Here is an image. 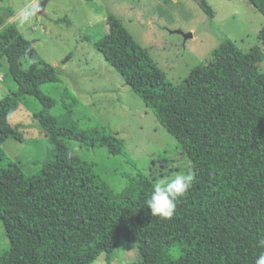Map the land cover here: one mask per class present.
<instances>
[{"label":"trees","instance_id":"obj_1","mask_svg":"<svg viewBox=\"0 0 264 264\" xmlns=\"http://www.w3.org/2000/svg\"><path fill=\"white\" fill-rule=\"evenodd\" d=\"M249 1L264 16V0ZM200 6L214 16L206 0ZM12 13L6 8V15ZM108 24L95 47L176 138L192 161L195 180L170 219L153 216L146 204L153 180L139 171L116 195L63 142L124 154L115 134L103 126L77 130L57 117L35 115L49 138L48 157L36 174L7 162L0 147V223L10 240L0 264H92L101 254L111 264L121 236L137 238L139 259L131 264H254L264 251L262 47L245 52L226 38L212 50L210 62L196 66L178 86L118 18L110 16ZM258 39L264 46V25ZM24 57L30 59L28 69ZM0 58L17 84L0 99L1 146L9 138L22 139L8 122L21 98L39 96L38 86L59 77L15 24L0 30ZM176 244H182L179 256L167 259L165 251Z\"/></svg>","mask_w":264,"mask_h":264},{"label":"rangeland","instance_id":"obj_2","mask_svg":"<svg viewBox=\"0 0 264 264\" xmlns=\"http://www.w3.org/2000/svg\"><path fill=\"white\" fill-rule=\"evenodd\" d=\"M36 2H0V18L4 19L0 30L6 24H15L45 62L55 68L59 81L38 86L39 96L27 94L21 98L8 122L22 133V139L9 138L0 147L7 162L19 163L26 174L32 175L49 154L48 135L35 115L57 117L64 126L77 130L103 126L122 141L124 154H109L104 147H88L71 139L63 142L90 163L97 182L107 185L116 195L132 185L139 171L156 183L186 172L189 167L193 171L194 167L176 138L95 47L96 40L109 32L110 16L123 23L178 86L196 66L207 65L212 50L226 38L242 51L255 45L264 51L258 39L264 16L249 0H206L214 11L213 17L203 11L201 0H46L47 17L35 13L30 23L21 24L20 14ZM8 7L12 15H6ZM175 30L191 32L192 37L185 38ZM21 61L28 69L30 59L24 57ZM258 68L264 73V59ZM16 87L7 60L0 58V99ZM48 100L52 101L50 105ZM181 246L167 249L165 257L177 258ZM9 248L10 240L0 223V256ZM138 259L137 238L121 236L110 263L131 264ZM92 264H108L106 255Z\"/></svg>","mask_w":264,"mask_h":264},{"label":"clouds","instance_id":"obj_3","mask_svg":"<svg viewBox=\"0 0 264 264\" xmlns=\"http://www.w3.org/2000/svg\"><path fill=\"white\" fill-rule=\"evenodd\" d=\"M39 11V0L20 14V23L31 22L35 13ZM195 175L189 170L177 173L169 178H162L153 185L150 198L146 200L150 214L164 219H170L176 209V202L191 188ZM264 248V239L259 241ZM254 264H264V251L255 258Z\"/></svg>","mask_w":264,"mask_h":264},{"label":"water","instance_id":"obj_4","mask_svg":"<svg viewBox=\"0 0 264 264\" xmlns=\"http://www.w3.org/2000/svg\"><path fill=\"white\" fill-rule=\"evenodd\" d=\"M45 4H46V0H40L39 1V11H37L36 13L38 15H41L43 17H47L44 9H45ZM174 32H178V33H182L184 35L185 38H189V37H192V33L189 32V33H183L181 32L180 30H175ZM65 61V60H64Z\"/></svg>","mask_w":264,"mask_h":264},{"label":"crops","instance_id":"obj_5","mask_svg":"<svg viewBox=\"0 0 264 264\" xmlns=\"http://www.w3.org/2000/svg\"><path fill=\"white\" fill-rule=\"evenodd\" d=\"M101 255H103V254H101ZM101 255H100V256H101ZM100 256H99V257H100Z\"/></svg>","mask_w":264,"mask_h":264}]
</instances>
